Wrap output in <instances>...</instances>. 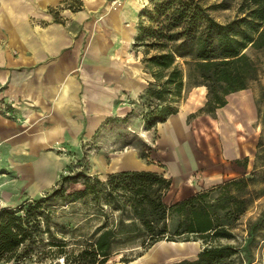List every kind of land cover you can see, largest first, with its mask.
<instances>
[{
    "label": "crops",
    "instance_id": "0c3cea01",
    "mask_svg": "<svg viewBox=\"0 0 264 264\" xmlns=\"http://www.w3.org/2000/svg\"><path fill=\"white\" fill-rule=\"evenodd\" d=\"M111 1L0 0V208L50 191L69 169L68 152L83 153L109 120L135 118L149 80L135 47L147 0ZM196 112L180 106L144 127L157 133L145 156L90 150L91 168L161 173L171 179L168 204L248 175L263 120L250 87L214 115Z\"/></svg>",
    "mask_w": 264,
    "mask_h": 264
},
{
    "label": "trees",
    "instance_id": "16d2710c",
    "mask_svg": "<svg viewBox=\"0 0 264 264\" xmlns=\"http://www.w3.org/2000/svg\"><path fill=\"white\" fill-rule=\"evenodd\" d=\"M214 8L203 0H147L141 9L135 47L150 76L139 104L146 129L178 112L187 80L207 90L204 105L193 117L214 115L227 104L228 95L257 79L254 57L264 51V0H242L238 15L226 22L212 14ZM261 146L259 139L258 149ZM85 162L73 174L70 167L41 196L0 208V263L106 264L123 250H146L162 240L231 239L234 220L253 199L247 189L255 172L168 204L171 179L163 174L120 171L101 179L88 172ZM72 182H79L80 188L70 190ZM88 202L97 213L85 221L96 216L100 220L78 234L82 225L75 221L76 206ZM263 225L264 214L250 224L248 244ZM235 253L232 245L209 244L194 259L170 264H222Z\"/></svg>",
    "mask_w": 264,
    "mask_h": 264
},
{
    "label": "rangeland",
    "instance_id": "374dc122",
    "mask_svg": "<svg viewBox=\"0 0 264 264\" xmlns=\"http://www.w3.org/2000/svg\"><path fill=\"white\" fill-rule=\"evenodd\" d=\"M203 2L206 5L216 6V8H214V10L212 11V14L218 20L226 22L238 15L239 6L242 0H203ZM138 3H140V0H138ZM146 4L147 2L144 3V5ZM249 53L253 52L249 51ZM139 56L140 65L141 67H144L142 63L143 54L140 51ZM254 58L256 59L259 71L257 79L251 83L250 89L255 95V100L257 101V104L261 109L263 120H261L262 122L260 125V144L262 146L258 149V158L256 160L255 166L250 169V173L255 172L256 177L255 181H253L250 184L249 189H247L249 198L253 199L247 210L236 220H234L231 231L233 234V238L214 239L211 242L207 243H205L202 239L191 241H176L177 243L186 242V244H188L189 246L196 245L197 249L195 253L185 255L177 259H171L164 264H170L181 259H194L197 254L203 249V247L209 244H229L232 245L234 249H236V253L222 261V264H264V225L262 226V228L257 230L255 239L252 243L248 244L246 242L250 224L255 222V220H257L264 214V51L259 52V55L255 56ZM148 77L150 78L149 74ZM206 94L207 90L206 88H204V86H195L187 80L180 106H183L188 110L198 111L206 100ZM2 110L3 109H1V111ZM141 111V107H137L134 115L135 118H133V120H109L107 124L103 126L102 130L98 133L97 137H95L93 143H85L83 153L75 155L71 152H68L69 156L71 157L69 169L70 167L71 169H73L72 171H70L72 173L69 174H73L76 170H78L77 168L79 167V164H83V162H85L84 160H86L85 163L88 164V172L91 175H97L101 179L106 178L104 173L98 174L91 168L90 160L92 158L88 157V153L90 150L93 151V149L97 151L95 153L102 152L105 154H111L123 151L127 149V147H129L128 149H130V147H133L134 149H137L139 153L143 154L147 152L148 154H150V150L153 147V142L155 137L157 136V133L155 130H145L142 124V120H138L139 118L137 117L141 113ZM161 150L165 151V153L161 154ZM158 153L161 155V157H165V159H168L170 161L173 159L172 154H170L169 156H165L167 155V151L164 148L158 150ZM93 158L94 159L92 160H95V157ZM75 188H80L79 182H72V184H70V190ZM217 195L218 193L212 196L217 197ZM76 209H78V213L75 216V221L80 222V225H82V228L79 229L78 234H84L88 232L95 224L99 222L100 219L97 216L92 221L91 219L85 221L87 216L93 214L94 212L97 213L96 206L92 202H88L87 205L79 204L76 206ZM246 247L249 249L248 253L245 251ZM151 248L152 247L143 250L140 247H136L132 250H123L121 253L113 255L106 264H141L147 259V255ZM123 257L136 258H134V260L130 262H123L121 261Z\"/></svg>",
    "mask_w": 264,
    "mask_h": 264
},
{
    "label": "bare ground",
    "instance_id": "6f19581e",
    "mask_svg": "<svg viewBox=\"0 0 264 264\" xmlns=\"http://www.w3.org/2000/svg\"><path fill=\"white\" fill-rule=\"evenodd\" d=\"M135 2H138V0H135ZM196 249V245L189 246L186 242L177 243L162 240L152 246L147 259L141 264H164L171 259L195 253Z\"/></svg>",
    "mask_w": 264,
    "mask_h": 264
},
{
    "label": "built area",
    "instance_id": "2783aa9c",
    "mask_svg": "<svg viewBox=\"0 0 264 264\" xmlns=\"http://www.w3.org/2000/svg\"><path fill=\"white\" fill-rule=\"evenodd\" d=\"M122 1H123V0H112L111 3H112L113 5H119V4L122 3ZM2 111H3L5 114L10 115V113H9L8 111L6 112L5 109H3Z\"/></svg>",
    "mask_w": 264,
    "mask_h": 264
}]
</instances>
